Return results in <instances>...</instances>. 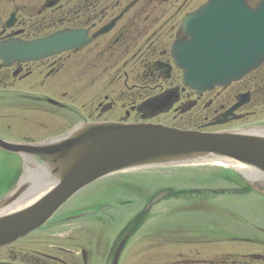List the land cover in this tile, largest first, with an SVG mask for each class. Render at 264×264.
Instances as JSON below:
<instances>
[{"label":"flooded vegetation","instance_id":"af4514ba","mask_svg":"<svg viewBox=\"0 0 264 264\" xmlns=\"http://www.w3.org/2000/svg\"><path fill=\"white\" fill-rule=\"evenodd\" d=\"M261 1L245 0L252 8ZM208 2L0 0V47L69 33L78 34L83 41L36 61L5 63L0 58V104L12 108L0 111V138L39 143L84 123L161 124L158 120L170 115L174 124L170 127L208 131L264 117V111L248 112L264 105V64L240 82L225 87L200 93L184 84V71L172 50L176 43L190 41L184 21ZM170 93L176 97L169 108L157 111L148 107L155 98ZM245 94L247 102L227 116V123L214 124L222 121ZM20 103L33 104L29 111L37 116L20 118L25 113L20 111ZM14 119L17 125L12 127ZM237 182L240 195L259 194ZM17 187L20 156L0 150V199ZM99 197L74 204L70 203L72 198L42 228L1 248L0 264H112L120 246L118 264H137L134 256L123 254L135 234L133 228L127 233L118 230L110 244L104 241V226L113 225L112 208L98 201ZM220 241L226 246L223 251L214 241H196L197 246H208L209 253H181L176 261L162 264H264V209L256 222L243 218L241 228H230Z\"/></svg>","mask_w":264,"mask_h":264},{"label":"water","instance_id":"95a60500","mask_svg":"<svg viewBox=\"0 0 264 264\" xmlns=\"http://www.w3.org/2000/svg\"><path fill=\"white\" fill-rule=\"evenodd\" d=\"M190 41L174 45L173 57L184 84L196 92L240 81L264 63V0L255 8L245 0H209L184 21ZM76 33L0 47V58L31 62L83 43ZM170 93L148 107L164 111ZM240 97L222 121L247 102ZM0 150L22 160L20 187L0 201V248L42 228L79 192L104 178L143 169L231 164L253 190L264 194V127L236 131L179 130L160 124H80L41 143H13L0 138ZM232 193V191H230ZM171 195L157 194L148 205ZM120 246L112 264H118Z\"/></svg>","mask_w":264,"mask_h":264},{"label":"rangeland","instance_id":"374dc122","mask_svg":"<svg viewBox=\"0 0 264 264\" xmlns=\"http://www.w3.org/2000/svg\"><path fill=\"white\" fill-rule=\"evenodd\" d=\"M261 83H264V77ZM30 106L33 104L20 103V111L25 112L20 114V118L37 116L30 114L32 113L29 111ZM11 110L8 105L0 104V111ZM255 111L257 114L264 111V105L258 110L253 108L248 110L249 113ZM158 122L167 126L174 125L172 115L161 118ZM10 124L15 127L16 119ZM262 126H264V117H255L245 122L233 123L223 129L208 131L240 130ZM7 136L12 138L8 134ZM241 178L242 175L235 169L216 164L165 170L159 168L140 170L99 180L79 192L70 203L100 196L97 200L104 201L105 206H109L110 210L112 208L110 222L113 225L109 226L107 223L104 226L107 229L104 233L106 244L113 242L114 234L118 230L121 232L125 230L127 233L133 228L135 234L130 238L123 253L125 257L134 256L137 264H145L148 261L151 262L147 264H162L176 261L181 253L199 250L209 253L208 246H197L196 241H214L216 248L223 251L226 246L220 240L225 239L230 228L236 227L239 230L243 218L249 221L253 219L255 222L260 218L264 209V196L254 193L248 196L228 193L230 190L241 189V185L233 181ZM169 190L173 194L152 206L149 211L146 209L154 195ZM204 190H209L210 193H201ZM188 191L198 192L187 194ZM145 210L148 211L147 214L135 223ZM186 241L192 243H185Z\"/></svg>","mask_w":264,"mask_h":264},{"label":"trees","instance_id":"16d2710c","mask_svg":"<svg viewBox=\"0 0 264 264\" xmlns=\"http://www.w3.org/2000/svg\"><path fill=\"white\" fill-rule=\"evenodd\" d=\"M234 183L237 182L238 180L237 179H233Z\"/></svg>","mask_w":264,"mask_h":264},{"label":"bare ground","instance_id":"6f19581e","mask_svg":"<svg viewBox=\"0 0 264 264\" xmlns=\"http://www.w3.org/2000/svg\"><path fill=\"white\" fill-rule=\"evenodd\" d=\"M229 166H231L232 168H234L231 164H229Z\"/></svg>","mask_w":264,"mask_h":264}]
</instances>
